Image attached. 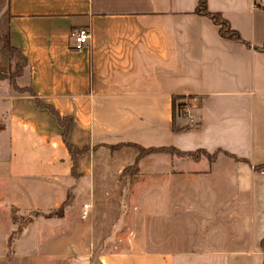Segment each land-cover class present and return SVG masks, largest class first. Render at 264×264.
Returning <instances> with one entry per match:
<instances>
[{
  "label": "crops",
  "instance_id": "obj_1",
  "mask_svg": "<svg viewBox=\"0 0 264 264\" xmlns=\"http://www.w3.org/2000/svg\"><path fill=\"white\" fill-rule=\"evenodd\" d=\"M197 1L0 0V264H264V8L206 0L234 40Z\"/></svg>",
  "mask_w": 264,
  "mask_h": 264
},
{
  "label": "trees",
  "instance_id": "obj_2",
  "mask_svg": "<svg viewBox=\"0 0 264 264\" xmlns=\"http://www.w3.org/2000/svg\"><path fill=\"white\" fill-rule=\"evenodd\" d=\"M194 11L206 15L209 17L215 24L218 26V31L221 35L226 36L228 38L234 39V40H241V37L239 34L230 27L228 21L217 11H210L206 7V0H198L197 4L194 8ZM0 51L6 56L8 59L9 63L13 65V69L9 74H5L3 71H0V79H6L8 83L17 91H26L27 93H31L29 88L26 87H18L15 82V78L19 76L22 73L23 66L26 63V58L25 56L15 47H13L8 40V37L6 34L0 35ZM258 49H264V44L261 46L257 47ZM185 97L181 95H172L171 96V128L173 131H179L182 129H186L190 127L191 125H183L179 126L175 123V119L177 116H182L184 115V108L186 107V103L184 101ZM37 105L39 106H45L49 111L53 112L58 120L59 123L63 125L64 132H63V139L64 135L67 129V126L69 124V118L65 117L64 119H61L57 113L54 112V110L48 106L44 105L40 102L37 101ZM65 142V140H64ZM65 145L67 147V150L69 151L71 158L73 160V165L72 169L74 170L75 168V163H74V156L75 154L79 153V150L74 149L71 145L65 142ZM129 146L135 147L138 150V155L137 158L140 156H143L145 154L151 153V152H167L170 154H180V155H198L199 153L203 152H194V153H181L176 151L172 147H160V148H143L135 144H127ZM118 145L115 146H110L111 148L117 147ZM204 154V153H203ZM211 158L212 156H208ZM264 168V164L254 166L253 169L255 170H262ZM127 172L135 173L136 172V161L126 168L121 175H124ZM61 214V208H58L56 211L49 213L48 215H57L59 216ZM32 215H37L36 212H33ZM11 219L13 221H17V216L14 212V210H11ZM21 230V227L18 225L16 229V234L19 233ZM15 233V232H14ZM261 244H264V241H261Z\"/></svg>",
  "mask_w": 264,
  "mask_h": 264
},
{
  "label": "built area",
  "instance_id": "obj_3",
  "mask_svg": "<svg viewBox=\"0 0 264 264\" xmlns=\"http://www.w3.org/2000/svg\"><path fill=\"white\" fill-rule=\"evenodd\" d=\"M253 6L256 7H263L264 8V0H260L259 2H255L252 4ZM70 35L72 37V47L75 49L80 48L83 46L89 39L90 37V30L89 27L86 25H80L76 26L71 29ZM187 112V108H184V113ZM85 212L83 211L81 213V217H84Z\"/></svg>",
  "mask_w": 264,
  "mask_h": 264
},
{
  "label": "rangeland",
  "instance_id": "obj_4",
  "mask_svg": "<svg viewBox=\"0 0 264 264\" xmlns=\"http://www.w3.org/2000/svg\"><path fill=\"white\" fill-rule=\"evenodd\" d=\"M0 35H3V33L0 32ZM13 69V65L9 63L8 59L4 58L3 62L0 64V71H3L5 74H9ZM17 216V225H19L22 229V227L27 223L28 220V216ZM16 235V231L15 233H13V236Z\"/></svg>",
  "mask_w": 264,
  "mask_h": 264
}]
</instances>
